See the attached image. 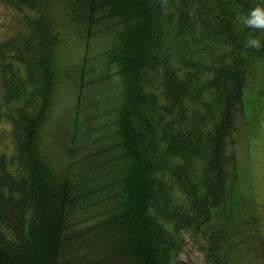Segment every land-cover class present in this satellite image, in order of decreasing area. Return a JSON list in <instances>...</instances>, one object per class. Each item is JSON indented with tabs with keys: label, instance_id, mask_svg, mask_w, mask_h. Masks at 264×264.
<instances>
[{
	"label": "trees",
	"instance_id": "obj_1",
	"mask_svg": "<svg viewBox=\"0 0 264 264\" xmlns=\"http://www.w3.org/2000/svg\"><path fill=\"white\" fill-rule=\"evenodd\" d=\"M258 3L0 0V264H191L189 240L206 264L262 257L238 154L264 96V48L245 47L264 32L240 22ZM106 33L108 108L90 68L62 90L63 48Z\"/></svg>",
	"mask_w": 264,
	"mask_h": 264
},
{
	"label": "rangeland",
	"instance_id": "obj_2",
	"mask_svg": "<svg viewBox=\"0 0 264 264\" xmlns=\"http://www.w3.org/2000/svg\"><path fill=\"white\" fill-rule=\"evenodd\" d=\"M13 15H15V12L9 6L0 4V38L10 34L11 31H8L9 29L7 28L12 21L15 24V19H12L14 18L12 17ZM111 42V33H106L94 37L88 49H83L80 44H67L63 48V60H65L63 68L67 70V73H65L66 76L64 75L66 82L62 90H68L70 93L74 92L76 89L75 83L78 84V80L80 79L78 78L80 70L84 69V67L90 68L92 70H85L86 79L98 77L99 80L98 82L91 83L94 86L88 87L90 91L84 90V93L90 92L92 94L94 91L99 92L101 94L99 97L103 98L100 105H103L105 108L110 107L112 101H107L105 97L113 95L117 91V88H120L118 77L114 75L105 77L107 74H116L114 73V69L110 68L106 62V49ZM261 73L260 71L259 74ZM257 88L256 82L253 90L257 92ZM70 95L67 94L66 99H62V103H64L62 112H66L67 107L71 106ZM261 99V110L259 106L254 105V102L246 105L247 115L248 117H252L253 121L250 122L248 132L242 140V142H245V147L240 148L238 154L240 175L243 183L242 191L247 192L246 196L252 200L249 202L250 206L257 212L259 223L264 230V96ZM242 131L239 132L240 135ZM261 253L262 257H264V248ZM262 257L256 256V253H254L249 257H242L241 264H264ZM180 258L186 263L206 264V253L195 240H189L185 250L180 254Z\"/></svg>",
	"mask_w": 264,
	"mask_h": 264
},
{
	"label": "clouds",
	"instance_id": "obj_3",
	"mask_svg": "<svg viewBox=\"0 0 264 264\" xmlns=\"http://www.w3.org/2000/svg\"><path fill=\"white\" fill-rule=\"evenodd\" d=\"M240 22L247 29L264 32V0H259V3L251 8L247 15L241 18ZM245 47L264 48V42L255 37L249 38L245 42Z\"/></svg>",
	"mask_w": 264,
	"mask_h": 264
}]
</instances>
